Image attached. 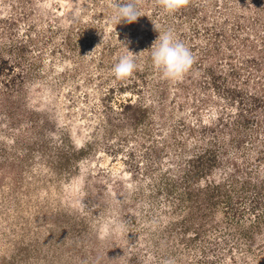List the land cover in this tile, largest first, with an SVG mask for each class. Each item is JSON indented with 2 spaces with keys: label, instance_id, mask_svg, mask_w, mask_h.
I'll use <instances>...</instances> for the list:
<instances>
[{
  "label": "rangeland",
  "instance_id": "rangeland-1",
  "mask_svg": "<svg viewBox=\"0 0 264 264\" xmlns=\"http://www.w3.org/2000/svg\"><path fill=\"white\" fill-rule=\"evenodd\" d=\"M115 3L0 0V264H264V0Z\"/></svg>",
  "mask_w": 264,
  "mask_h": 264
},
{
  "label": "clouds",
  "instance_id": "clouds-1",
  "mask_svg": "<svg viewBox=\"0 0 264 264\" xmlns=\"http://www.w3.org/2000/svg\"><path fill=\"white\" fill-rule=\"evenodd\" d=\"M157 3L166 13H174L185 7L189 0H157ZM141 16L145 14L140 10L138 0H116L111 20L117 25L121 22L132 24L137 22ZM154 26L159 35L150 49L136 54L123 43L128 50L127 54L121 55L111 69L116 79L122 80L130 77L137 69L138 57L145 51H149L152 66L162 79L176 81L192 69L195 63L194 55L190 48L178 38L175 31L173 29L161 31L157 25L154 24ZM127 43L130 44L131 40H127ZM92 52L85 56L91 55ZM165 264H174V260L169 259L165 261Z\"/></svg>",
  "mask_w": 264,
  "mask_h": 264
},
{
  "label": "trees",
  "instance_id": "trees-1",
  "mask_svg": "<svg viewBox=\"0 0 264 264\" xmlns=\"http://www.w3.org/2000/svg\"><path fill=\"white\" fill-rule=\"evenodd\" d=\"M6 61L5 60H2V59H0V76H1V74L2 73H4V71L7 69L6 67ZM124 108H125V110H128V109H132L133 107H132V104H126L125 106H124ZM143 109H141V112H145V111H142Z\"/></svg>",
  "mask_w": 264,
  "mask_h": 264
}]
</instances>
